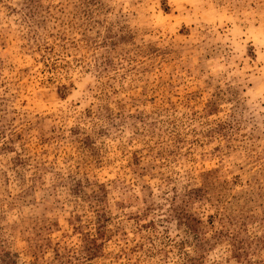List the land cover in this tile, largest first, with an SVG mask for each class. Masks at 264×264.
<instances>
[{
	"label": "rangeland",
	"instance_id": "374dc122",
	"mask_svg": "<svg viewBox=\"0 0 264 264\" xmlns=\"http://www.w3.org/2000/svg\"><path fill=\"white\" fill-rule=\"evenodd\" d=\"M0 264H264V0H0Z\"/></svg>",
	"mask_w": 264,
	"mask_h": 264
}]
</instances>
